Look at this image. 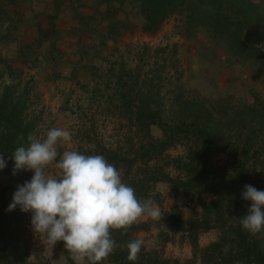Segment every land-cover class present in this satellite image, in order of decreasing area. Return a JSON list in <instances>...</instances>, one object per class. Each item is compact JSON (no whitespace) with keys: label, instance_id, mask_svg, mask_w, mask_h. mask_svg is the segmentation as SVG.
<instances>
[{"label":"rangeland","instance_id":"374dc122","mask_svg":"<svg viewBox=\"0 0 264 264\" xmlns=\"http://www.w3.org/2000/svg\"><path fill=\"white\" fill-rule=\"evenodd\" d=\"M244 1L255 6L264 30V0ZM112 8L93 0H0V85L29 89L33 112L41 117L36 138L59 127L72 136L58 145L64 151H77L84 142L130 150L138 137L130 107L121 100L126 91L132 96L151 94L170 115L187 101L200 102L223 121L243 106L264 104V70L206 28L185 30L183 15L175 14L150 34L142 30L129 0ZM108 28L111 34L106 36ZM151 129L156 138L162 136L158 126ZM183 151L179 146L168 153L177 156ZM229 161L227 153L214 156L217 164L229 166ZM55 164L48 172L58 176ZM8 180L0 173L1 187ZM156 190L163 205L155 203L160 213L169 210L187 220L191 209H198L192 194L169 183H157ZM24 216L31 234V264H68L57 244L47 245L33 231L31 214ZM150 219L145 216L134 223ZM160 219L161 215L152 219L150 229L138 237L148 249L184 263L192 257L191 245L181 235L161 241L156 228ZM162 228L168 230L165 223ZM217 236V230L203 233L200 245L207 246Z\"/></svg>","mask_w":264,"mask_h":264},{"label":"trees","instance_id":"16d2710c","mask_svg":"<svg viewBox=\"0 0 264 264\" xmlns=\"http://www.w3.org/2000/svg\"><path fill=\"white\" fill-rule=\"evenodd\" d=\"M129 1L135 6L133 13L138 14L143 31L154 34L170 15H183L185 30L206 28L212 36L224 40L235 54L264 70V30L254 5L244 0ZM93 2L113 9L114 3L125 4L127 0ZM109 28L106 36L111 34ZM29 93L28 88L20 90L14 83L0 85V154L7 161L0 173L9 176L8 184L0 186V264H31V234L24 212L19 207L7 211L18 186L31 179L29 171L14 174L12 159L14 150L27 147L28 137H35L38 132L41 117L33 112ZM121 100L130 107L129 116L138 137L131 149L84 142L77 151L103 155L142 200L151 199L163 207L156 184L166 182L175 190L192 194L198 209L192 208L187 220L162 209L161 219L156 222L161 241L171 242L181 235L191 245L192 257L184 263L144 245L135 262L127 259L126 244L150 229V219L126 229L111 230L117 247L102 264H264V231L251 234L240 223L250 206L242 198L244 186L250 184L264 190V104L243 106L223 121L200 102L187 101L170 115L151 94L140 92L132 96L126 91ZM153 126L162 130L161 137L153 135ZM179 146L184 149L181 155L168 153ZM58 152H64L61 146ZM219 153L228 154L229 166L214 162ZM163 223L168 230L162 228ZM211 230H217V238L202 247L201 235ZM57 245L68 264H74L64 242Z\"/></svg>","mask_w":264,"mask_h":264},{"label":"clouds","instance_id":"9594fccd","mask_svg":"<svg viewBox=\"0 0 264 264\" xmlns=\"http://www.w3.org/2000/svg\"><path fill=\"white\" fill-rule=\"evenodd\" d=\"M71 139L69 130L53 127L45 138L29 136L27 147L14 150V174L24 170L33 175L18 186L7 211L19 207L30 213L33 231L51 247L63 241L74 264H102L117 247L111 230L126 229L141 217L155 219L161 213L153 200L138 198L103 155L75 150L60 154L58 145ZM53 162L60 170L58 176L48 172ZM6 167L0 154V171ZM242 198L250 202L240 221L242 228L251 234L264 231V190L245 185ZM142 247V239L130 240L127 259L135 262Z\"/></svg>","mask_w":264,"mask_h":264},{"label":"crops","instance_id":"0c3cea01","mask_svg":"<svg viewBox=\"0 0 264 264\" xmlns=\"http://www.w3.org/2000/svg\"><path fill=\"white\" fill-rule=\"evenodd\" d=\"M61 1H62V0H61ZM63 1H64V0H63ZM64 3H65V2H64ZM50 4H51V3H50ZM63 6L66 7L65 4H63ZM67 7H68V6H67ZM78 9H80V8H78Z\"/></svg>","mask_w":264,"mask_h":264}]
</instances>
